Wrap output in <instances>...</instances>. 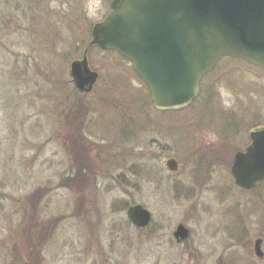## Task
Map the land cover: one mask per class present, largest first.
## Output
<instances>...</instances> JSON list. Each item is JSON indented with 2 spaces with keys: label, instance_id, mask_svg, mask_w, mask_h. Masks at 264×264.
<instances>
[{
  "label": "rangeland",
  "instance_id": "374dc122",
  "mask_svg": "<svg viewBox=\"0 0 264 264\" xmlns=\"http://www.w3.org/2000/svg\"><path fill=\"white\" fill-rule=\"evenodd\" d=\"M111 1L0 0V264H264V188L231 172L264 127V70L223 58L189 107L160 112L131 62L93 46L82 92L71 63Z\"/></svg>",
  "mask_w": 264,
  "mask_h": 264
},
{
  "label": "water",
  "instance_id": "95a60500",
  "mask_svg": "<svg viewBox=\"0 0 264 264\" xmlns=\"http://www.w3.org/2000/svg\"><path fill=\"white\" fill-rule=\"evenodd\" d=\"M92 45L113 49L130 60L147 84L159 111L186 108L201 92V79L224 57L246 60L264 69V0H113L111 10L92 28V40L81 59L71 65L78 89L89 92L98 79L91 69ZM251 143L235 153L231 171L244 189L264 187V127L250 132ZM175 158L167 167L178 170ZM139 229L151 224L152 213L141 203L127 208ZM178 242L190 236L180 222ZM263 239L255 241L264 256Z\"/></svg>",
  "mask_w": 264,
  "mask_h": 264
},
{
  "label": "trees",
  "instance_id": "16d2710c",
  "mask_svg": "<svg viewBox=\"0 0 264 264\" xmlns=\"http://www.w3.org/2000/svg\"><path fill=\"white\" fill-rule=\"evenodd\" d=\"M231 60H234V61H240V60H235V59H232V58H231ZM249 65L252 66V67H256V66H253V65H251V64H249ZM139 79H140V78H139ZM140 80H141V79H140ZM143 83H144V82H143ZM87 172H88L87 170H85V172H84L83 170H82V171L80 170V173H81V174L83 173L82 175H84V174L87 173ZM88 179H89V178H88V175H86V182H85V185L88 183ZM119 205L127 206V207L129 206L128 204H124V203L122 204V202H119ZM127 207H126L125 209H127ZM122 208H123V207H122ZM119 210H121V209H119ZM126 224L129 225L130 222H129V221H126ZM33 260L36 261L35 259H33Z\"/></svg>",
  "mask_w": 264,
  "mask_h": 264
},
{
  "label": "flooded vegetation",
  "instance_id": "af4514ba",
  "mask_svg": "<svg viewBox=\"0 0 264 264\" xmlns=\"http://www.w3.org/2000/svg\"><path fill=\"white\" fill-rule=\"evenodd\" d=\"M79 178V179H78ZM69 179H71V176L69 177ZM83 181V179L81 178V176L80 177H76V180L74 181V182H79V181H81V180ZM82 183V182H81ZM254 189H258V188H254ZM253 190V189H252ZM255 253V252H254Z\"/></svg>",
  "mask_w": 264,
  "mask_h": 264
}]
</instances>
